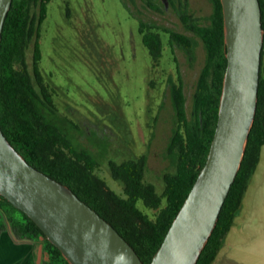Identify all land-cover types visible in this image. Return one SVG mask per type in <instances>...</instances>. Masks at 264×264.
<instances>
[{"label":"rangeland","instance_id":"1","mask_svg":"<svg viewBox=\"0 0 264 264\" xmlns=\"http://www.w3.org/2000/svg\"><path fill=\"white\" fill-rule=\"evenodd\" d=\"M30 12L38 18L39 6L33 4ZM213 13L212 0H167V6L162 0H53L48 5L39 41L43 74L44 68L52 72L59 118L54 124L76 148L99 160L96 174L117 194H124V184L113 177L111 161L144 158L145 182L159 195L165 176L177 172L179 153L171 142L181 124L173 89L182 83L187 119L194 120V95L207 59L203 41L182 16L195 26H210ZM141 23L187 36L192 51L172 48L170 35L161 30L163 56L155 65L143 45ZM34 40L26 55L30 68ZM65 118L78 120L79 137L72 138ZM259 183H264V149L249 188ZM138 207L153 215L142 202ZM4 223L0 264H43L44 242L19 240L6 217ZM238 226L240 212L213 264H240Z\"/></svg>","mask_w":264,"mask_h":264},{"label":"trees","instance_id":"2","mask_svg":"<svg viewBox=\"0 0 264 264\" xmlns=\"http://www.w3.org/2000/svg\"><path fill=\"white\" fill-rule=\"evenodd\" d=\"M53 0H14L7 16L0 47V124L10 143L36 169L70 187L73 192L114 228L135 249L144 264H150L161 247L174 219L205 166L218 122L223 80L227 68L224 17L221 0H212L214 13L210 26H195L182 16L190 30L203 41L207 59L194 95V120L187 119L182 83L173 89L174 106L181 127L172 138L171 148L179 153L175 174L165 176L162 195L145 182L144 158L110 162L113 177L124 184V194L111 190L96 174L99 160L87 149H78L56 124L46 122L23 88L28 84L25 54L35 37V60L41 57L39 27ZM264 30V0H259ZM39 6V17L31 16V6ZM163 30L171 37L172 48L192 51L191 40L180 33L141 23L139 32L152 62L160 63L164 44ZM20 66L24 69L21 71ZM264 148V47L262 51L258 107L246 153L219 216L217 226L197 264H213L237 218ZM138 202L153 215L138 207ZM16 213L21 218L16 217ZM4 217L18 239L44 242V264H69L61 251L25 213L0 196V236L6 230Z\"/></svg>","mask_w":264,"mask_h":264},{"label":"water","instance_id":"3","mask_svg":"<svg viewBox=\"0 0 264 264\" xmlns=\"http://www.w3.org/2000/svg\"><path fill=\"white\" fill-rule=\"evenodd\" d=\"M14 0H0V47ZM167 6V0H163ZM227 68L205 166L150 264H197L244 159L258 107L264 30L259 0H221ZM0 196L25 213L69 264H144L112 224L33 167L0 124Z\"/></svg>","mask_w":264,"mask_h":264},{"label":"crops","instance_id":"4","mask_svg":"<svg viewBox=\"0 0 264 264\" xmlns=\"http://www.w3.org/2000/svg\"><path fill=\"white\" fill-rule=\"evenodd\" d=\"M253 187H248L240 209V226L237 228L240 264H264V183L254 184ZM6 233H2L0 242H5Z\"/></svg>","mask_w":264,"mask_h":264},{"label":"flooded vegetation","instance_id":"5","mask_svg":"<svg viewBox=\"0 0 264 264\" xmlns=\"http://www.w3.org/2000/svg\"><path fill=\"white\" fill-rule=\"evenodd\" d=\"M40 28L41 26L39 27V36L41 35ZM36 38L37 37H35V40H34V52H33L31 68L29 67L27 60H26L28 48L26 49V54H25L26 67L24 69L28 76L27 78L28 84L22 83L20 85L23 86V88L26 90L28 95L31 97L38 113L45 118L46 122L50 124L54 122L57 123L59 118L56 113L57 108L54 106V101H53L54 88H53V83H52V72L44 68L45 72L43 74V69L41 67L42 51H41V44L39 41L40 37L38 39V42H39L41 57L39 61L35 60L34 55H35ZM19 69L21 71H24V69L21 66ZM77 117H78V113H77ZM64 120L66 122L65 124H68V127L71 130L70 134L72 138L75 137L76 135L77 137H79V135L77 134L80 131L78 120L75 121L69 118H65ZM74 130H75V133H73Z\"/></svg>","mask_w":264,"mask_h":264}]
</instances>
